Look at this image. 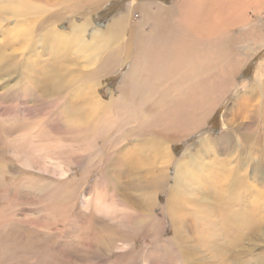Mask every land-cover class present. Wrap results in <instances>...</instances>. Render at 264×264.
Returning <instances> with one entry per match:
<instances>
[{"label":"rangeland","instance_id":"rangeland-1","mask_svg":"<svg viewBox=\"0 0 264 264\" xmlns=\"http://www.w3.org/2000/svg\"><path fill=\"white\" fill-rule=\"evenodd\" d=\"M25 1L30 4V0ZM31 1L34 2V11L44 13L39 15L43 18L60 14L59 21L53 25L60 23L59 28L64 31L70 30L73 21L89 22V39L94 30L107 28L115 18L127 12L132 3V21L137 23L140 21L138 9H135L138 6L145 5L153 9L157 4L169 8L179 0H106L99 2L95 11L85 10L93 0ZM212 2L215 5L217 1L209 0V5ZM71 7H77L85 14H71ZM207 12L209 13V9ZM40 20L41 17L37 16L34 22ZM14 24H11L10 28H13ZM239 25L241 27L235 29L236 31L230 32L233 38L227 36L228 33L224 32L223 27L216 33L219 37L212 42L210 40L215 36L209 37L208 41L191 42L189 45L192 50L184 56L181 65L168 66L171 74H182L183 80L180 83L169 85V82L166 84L153 74L149 76L150 83L156 82V87L182 88L180 95L183 100L177 101L183 103L184 117L176 114L172 120L175 109H171L168 114L139 120L135 113H126L118 123L103 126L96 134L94 131L92 134L87 132L89 135H80L70 131L64 122L66 119L61 115L62 103H45L36 101L33 97L24 99L17 95L10 100H2L0 264H264V227L250 242L244 245L234 244L233 232L241 228L235 225L227 226L226 223L229 222L221 219L218 224L214 221V215L205 212L207 207L219 204L217 200L220 201V198L234 197L241 199L243 203L247 201L252 204L251 207L241 205L242 212L254 214L257 223L263 219V170L254 180H249V186L254 187L250 196L246 194L249 186L226 184L223 178L216 181L206 180V176L216 178L235 166L234 160L240 154V146L243 144L246 149L251 147L254 134L256 135L255 127L239 128L237 142L232 146L223 142L218 149L208 148L204 155L207 163L204 170L187 171L191 177L200 181L194 187L187 184L180 187L190 193L196 203L191 202L187 204L189 209L185 205L178 211L177 230H174L166 204L167 189L170 190L174 184L172 178L175 169H170L168 186L162 193L159 189L158 193L161 194L158 198V194L152 190L131 189L127 178L118 173L119 167H125L118 158L124 153L118 145H112L124 144V147L127 146L131 151L132 146L138 143L137 139L152 137L154 129L160 128L161 131L170 128L167 131L175 134L172 139H176L196 127L192 123L202 119L200 113L204 110V113L210 115L205 123L201 124L205 125L203 132L191 134L171 146L172 154L176 152L175 156L180 157L185 150L198 144L201 134L210 132L219 136L223 130V115H228L227 119H236L237 122H248L249 120L238 112L237 106L244 100H238L237 96L242 92L249 94L250 87L245 86L251 83L247 80L252 79L257 64L264 59V9L254 16L250 26L243 23ZM257 25H263V29ZM146 29L149 30L148 26ZM166 37L168 33L164 32L154 41L158 45L163 43ZM4 38L0 36V40ZM189 38L191 35L185 33L180 42L187 43ZM55 50L54 43L49 42L46 47L39 45L35 52L41 56L42 63L47 64L50 54ZM59 56L61 57V54ZM70 56L73 62L62 64L68 65L72 73L91 71L96 67L85 61L80 53ZM130 63L132 60L128 59L120 69L110 71L100 79H89L86 76L81 77V80L75 78L71 86L80 88L85 86V83L101 80L98 93L108 99L112 91L114 95L117 94L119 82ZM157 64L165 66V61L158 58ZM196 77L199 78L198 81L194 80ZM21 79V68H18V72L5 83L9 81V84H13ZM20 84L13 87L12 91H16ZM2 85L3 82H0V96L10 87ZM151 94L153 93L145 90L141 98L138 97L137 104H147L143 101ZM156 99L159 104H163L159 97ZM175 101L173 98V103ZM216 104L218 107H215ZM137 125L140 126V133L132 134V143H128L126 139L116 142L118 137L110 136L111 133L115 135L123 132L127 135V131ZM242 135L249 137L247 144L242 140ZM104 140L105 143L100 145ZM198 148L197 146L190 154H196ZM107 152L115 156L110 162L106 159ZM232 152L233 157L230 156ZM151 155L141 157L140 170L143 176H147L148 170L164 165V156L158 161L150 157ZM77 157L79 161L76 163L74 159ZM230 159L233 160L231 163ZM221 161L224 164L221 165ZM127 165L130 168L129 163ZM235 172L242 176L246 174L244 167L236 168ZM111 173L116 177L118 189L108 181ZM213 186L223 188L222 192L228 195H216V192L213 194ZM202 192L207 193L209 198L206 199L203 195L201 200ZM138 197L142 203V208L139 209L132 203ZM151 199L155 200L157 205L158 202L160 204L154 209L152 216L146 212ZM226 203L224 200V204ZM198 209L203 215L195 217ZM185 228L187 232L183 231Z\"/></svg>","mask_w":264,"mask_h":264},{"label":"bare ground","instance_id":"bare-ground-1","mask_svg":"<svg viewBox=\"0 0 264 264\" xmlns=\"http://www.w3.org/2000/svg\"><path fill=\"white\" fill-rule=\"evenodd\" d=\"M101 1L105 2L106 0H93L92 4L83 8L95 11L98 7L97 4ZM216 1L215 5L213 2L209 5V0H179L169 8L155 4L153 9L140 5L135 8L138 9L137 13H139L140 18L137 23L132 21V11L134 10L132 3L127 12L120 14L115 19L113 18L114 20L112 19V23L107 28L94 30L92 37L90 36L88 39L89 22L73 21L70 30L64 31L59 28L60 23L56 26L53 25L54 22L59 21L60 14L43 18L39 15H44V13L34 11V2L31 0V5L25 0H0V36L5 37L4 40H0V82H3L2 87L10 86L6 89L5 94L0 96V102L6 98L10 100L17 95L24 99L33 97L34 100L45 103H62L61 115L63 119H66L64 122L67 123L70 131L80 135H82L81 133L89 135L87 132L92 134L94 131L96 134L101 127L118 123L126 113H135L137 120H139L140 118H154L163 113L168 114L171 109H175L172 120L175 119L176 114L184 117L183 103L177 101V99L183 100L180 95L182 88L156 87V82H154L155 86L150 83L149 76L153 74L160 81H164L166 84L169 82V85L180 83L183 80L182 74L177 72L171 74V69L168 66L181 65L184 56L190 49L192 50L189 45L191 42L208 41L209 37L215 36L210 40L212 42L216 37H219L216 33L223 27H225L224 32L228 33L227 36L233 38L231 33L241 27L239 24L243 23L250 26L254 16L264 9V0ZM206 8L209 9V13ZM79 10L77 7L70 9L73 15L85 14L84 11L83 13ZM37 16L41 17V20L34 22ZM13 23H15L14 27L10 28ZM146 26L149 30L146 29ZM257 27L263 29V25H257ZM16 32L19 33L16 34ZM164 32L168 33V37L163 39V43L160 42L157 45L154 39ZM185 33H189L191 38L188 39L187 43L185 41L181 43V37ZM49 42L54 43L56 50L50 54V61L43 64L41 56L35 50L39 45L46 47ZM18 46L20 48H17ZM78 53L82 55L85 61L96 65V67L91 71L72 73L69 70L70 67L62 63H72L70 55ZM151 56L152 62L147 71ZM158 58L165 61V66H158ZM128 59H131L132 63L119 82L117 94L114 95L112 91L108 99L103 98L98 93L101 80L85 83V86L80 88L71 86L72 82L76 80L75 78L81 80L83 76L89 79H100L108 72L117 68L120 69ZM76 64L75 62L74 65L76 66ZM18 68H21L22 79L20 82L9 84L8 81L5 83L18 72ZM194 80L198 81L199 78L196 77ZM204 80L202 79V81ZM247 82L251 83L245 86L246 88L250 87L249 94L246 95L242 92L237 96L238 100H244L241 105L238 104L237 108L239 114L249 121L237 122L236 119H227L228 115H223V130L219 136L210 132L201 134L198 144L196 143V146L185 150L180 157L175 156L176 152L172 154L171 146L176 145L177 141L191 134L203 132L205 125L201 124L205 123L210 115L204 113V110L200 113L202 119L192 123L196 127L191 129L188 134L184 133L176 139H172L175 134L167 131L170 128L163 131L160 128L159 130L156 129L157 132L154 129V133L151 134L152 137L137 139L138 143L132 146L131 151L127 146L124 147V144H112L118 145L124 153L122 157L119 156L118 158L125 167H119L118 173L127 178V184L131 189L152 190L153 193L158 194V198L168 186L170 169H175V175L172 178L174 184L170 190L167 189L166 202L174 230H177L176 227L179 222L177 219L178 211L191 202L196 203V199L190 197V193L188 194L180 187L184 184L194 187L200 181L191 177L187 171L192 172L194 169L201 171L206 168L207 163L204 160V155L208 148L218 149L223 142H228L232 146L233 143L237 142V134L240 133L239 128L251 129L255 127L256 135L254 134L251 147L246 149L243 144L240 146V154L234 160L235 166L230 167L228 171L219 174L216 178L205 176L207 181L223 178L226 184L241 187V185L249 186V180H254L261 170L264 171V59L259 61L252 79L247 80ZM18 83H21L19 88L12 91V88ZM145 90L153 94L144 99L143 102L147 104H137L138 97L141 98ZM176 91L179 93L177 94ZM206 95H208V89ZM156 97L163 100V104H159ZM173 98L176 99L174 103ZM216 106L218 107L217 104ZM235 124L237 125L233 128ZM136 133H140V126L138 125L131 127L127 131V135L123 132L115 135L111 133L110 136L118 137L116 142L126 139L128 143H132L131 137ZM167 134L169 135L167 136ZM241 138L245 144L249 142L247 135H242ZM105 141H101L99 144L103 145ZM168 141L175 142L169 143ZM197 146L199 147L197 153L190 154ZM234 152L230 154L231 157H233ZM147 154H152L150 157L158 161H160L161 156H164V165L148 170L147 176H143L140 170L141 157L147 156ZM113 157H115L113 153L107 152L106 159L108 162ZM74 160L77 163L79 157ZM232 161L230 159L229 163ZM222 164H224L223 161H221ZM239 167H244L246 171L244 176L236 174L235 170ZM108 181L115 188L118 187L114 174L109 175ZM213 188V194L216 192V195H228L222 192L223 188L217 186H213ZM253 188L249 186L246 194L252 195ZM159 189L162 190L160 194L158 193ZM203 195L206 196V199L209 198L207 193L202 192L201 200H203ZM140 200L138 197L132 202L137 209L142 208ZM224 200L227 201L226 204H224ZM217 202L219 204L207 207L205 212L214 215V221H217L218 224H220L221 219V221L229 222L226 223L227 226L235 225L241 228L233 232L234 244L244 245V243L250 242L253 236L264 227V217L257 223L254 214L240 210V206L243 204L251 207L250 202L245 201L246 203H243L241 199L238 198L237 200L234 197L232 199L230 197L227 199L220 198V201L217 200ZM159 205V202L157 205L155 200L151 199L148 202L146 212L152 216L154 209ZM187 209H189L188 206ZM201 215L203 213L200 209L194 214L195 217ZM183 231L187 232L188 230L185 228Z\"/></svg>","mask_w":264,"mask_h":264}]
</instances>
